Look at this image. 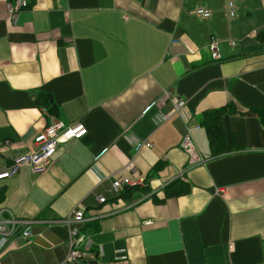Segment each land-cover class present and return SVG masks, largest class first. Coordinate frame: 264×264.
Here are the masks:
<instances>
[{
    "label": "crops",
    "instance_id": "0c3cea01",
    "mask_svg": "<svg viewBox=\"0 0 264 264\" xmlns=\"http://www.w3.org/2000/svg\"><path fill=\"white\" fill-rule=\"evenodd\" d=\"M8 1L0 0V170L34 148L52 118L83 134L59 143L43 173L22 166L0 179V217L35 220L28 240L0 250V264H59L69 250L63 220L76 205L91 245L72 264H264V0H232L231 18L227 0H25L15 24ZM174 97L185 101L180 113ZM227 103L231 148L212 156L200 118ZM195 126L203 162L191 165L180 140ZM142 140L151 147L135 152ZM119 175L137 190L119 196Z\"/></svg>",
    "mask_w": 264,
    "mask_h": 264
},
{
    "label": "built area",
    "instance_id": "2783aa9c",
    "mask_svg": "<svg viewBox=\"0 0 264 264\" xmlns=\"http://www.w3.org/2000/svg\"><path fill=\"white\" fill-rule=\"evenodd\" d=\"M28 6L25 0H12L6 3V14L12 24L16 23L17 14L20 10ZM225 14L228 17L235 16V4L232 0H227L224 4ZM194 13L202 18H208L211 15L209 9L198 7L194 9ZM230 45H234V40H229ZM212 57L219 59L220 54L218 52L217 41L212 38L209 44ZM170 96V91L164 93L163 98ZM174 103V111L180 113L185 106V101L181 98H172ZM155 103H152L144 108L143 113L148 111ZM163 120L167 118L166 115L162 116ZM198 128L186 127L180 140V147L187 154L189 163L191 165L203 162V159L198 155L193 139L190 134L191 129ZM83 134V129L79 124L68 123L64 121L52 118L51 122L41 129L33 138L34 148L28 153L19 154L15 156L10 165L5 169L0 170V179L13 176L20 167L28 166L32 174H41L45 171V165L53 157L57 145L61 142H65L73 137H78ZM135 152H138L141 148L151 147V142L147 140L136 141L133 144ZM106 148L102 149L95 157L99 158L104 154ZM112 189L116 193H120L126 186L137 185L133 183L127 176L119 175L111 183ZM104 197H99L98 201L103 202ZM84 207L76 205L75 208L69 212L64 218V222L68 227V245L69 250L66 257L59 264H72L79 259H82L89 251L91 245L88 235L82 231L81 225L84 222ZM35 223V220L16 219L12 216L0 217V250L4 249L8 242L14 238H20L22 240H28L31 236V226Z\"/></svg>",
    "mask_w": 264,
    "mask_h": 264
},
{
    "label": "trees",
    "instance_id": "16d2710c",
    "mask_svg": "<svg viewBox=\"0 0 264 264\" xmlns=\"http://www.w3.org/2000/svg\"><path fill=\"white\" fill-rule=\"evenodd\" d=\"M44 106L45 107L48 106L47 110L49 113L51 114L55 113V108L52 106V104L49 105L47 102H45ZM232 112H234L232 104L227 103L226 106L224 105L220 108L209 109L201 115L200 125L203 126L205 130L208 146L210 149V154L212 156H216L224 152H227L231 148V146H227L224 142L223 131L221 126V118L222 116H226L228 113H232ZM257 113L260 116L262 123L264 124V116L260 113V111H257ZM136 186L137 185L124 187L122 191L119 193V196L126 197L132 192H135L137 190ZM187 188L188 185L184 187H180L179 189L176 188L173 191V194L176 195L181 194L182 192L186 191ZM3 197H4V191L0 189V201L3 199Z\"/></svg>",
    "mask_w": 264,
    "mask_h": 264
}]
</instances>
